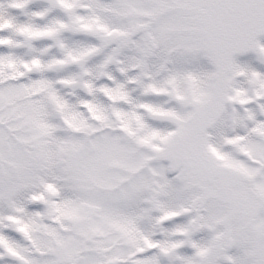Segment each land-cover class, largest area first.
I'll use <instances>...</instances> for the list:
<instances>
[{
  "label": "snow or ice",
  "instance_id": "6c2138e0",
  "mask_svg": "<svg viewBox=\"0 0 264 264\" xmlns=\"http://www.w3.org/2000/svg\"><path fill=\"white\" fill-rule=\"evenodd\" d=\"M0 264H264V0H0Z\"/></svg>",
  "mask_w": 264,
  "mask_h": 264
}]
</instances>
